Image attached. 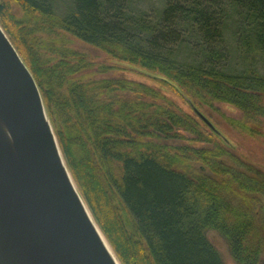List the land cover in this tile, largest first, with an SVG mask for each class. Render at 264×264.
Returning <instances> with one entry per match:
<instances>
[{"label": "trees", "instance_id": "trees-1", "mask_svg": "<svg viewBox=\"0 0 264 264\" xmlns=\"http://www.w3.org/2000/svg\"><path fill=\"white\" fill-rule=\"evenodd\" d=\"M154 1L0 0V26L120 264H224L208 232L234 264H264V172L193 111L228 106L262 136L264 0Z\"/></svg>", "mask_w": 264, "mask_h": 264}, {"label": "water", "instance_id": "water-1", "mask_svg": "<svg viewBox=\"0 0 264 264\" xmlns=\"http://www.w3.org/2000/svg\"><path fill=\"white\" fill-rule=\"evenodd\" d=\"M0 264H120L70 175L38 86L1 26Z\"/></svg>", "mask_w": 264, "mask_h": 264}, {"label": "rangeland", "instance_id": "rangeland-1", "mask_svg": "<svg viewBox=\"0 0 264 264\" xmlns=\"http://www.w3.org/2000/svg\"><path fill=\"white\" fill-rule=\"evenodd\" d=\"M67 1V0H65ZM154 0H142V5L149 6L154 4ZM17 14L19 11L15 8ZM73 46L83 51L87 54H89L91 57L96 58V62H104L105 56L100 53L99 51L86 46L79 42H74ZM110 64L109 61H106V64ZM115 74H107L106 76H114ZM125 76L133 78L134 80L141 81L143 83H146L147 85L154 86L151 81L147 80L146 78H140L136 75H132L130 73L125 74ZM176 103L183 108L184 111L188 112V106L178 99L177 97H173ZM217 108L219 109L218 112H211L206 113V116L208 117L209 121L215 126V128L222 134L223 137H225L227 140H231L233 142V145L235 146L234 151L236 152L237 156H240L243 160H246L247 162L254 165L258 170L264 172V128L261 130L262 136L257 138H250L248 136H243L237 133L231 126L228 125L226 122V118L231 119H240L241 114L240 112L233 110L225 105H218ZM207 238L210 241V243L218 250V252L221 255V258L224 262V264H234L230 253L228 251V247L225 243V241L216 233L214 232H208ZM264 261V259H263Z\"/></svg>", "mask_w": 264, "mask_h": 264}]
</instances>
